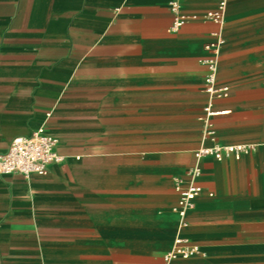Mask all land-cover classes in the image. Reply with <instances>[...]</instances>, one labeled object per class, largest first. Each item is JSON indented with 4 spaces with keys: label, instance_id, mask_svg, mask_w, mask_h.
Segmentation results:
<instances>
[{
    "label": "crops",
    "instance_id": "1",
    "mask_svg": "<svg viewBox=\"0 0 264 264\" xmlns=\"http://www.w3.org/2000/svg\"><path fill=\"white\" fill-rule=\"evenodd\" d=\"M227 1L222 25L173 33L172 0H0V155L43 130L63 158L45 177L0 175V264H163L178 238L197 253L170 264H264V0ZM215 54L230 88L217 143L256 150L202 160L182 226L176 187L214 145L201 117Z\"/></svg>",
    "mask_w": 264,
    "mask_h": 264
},
{
    "label": "built area",
    "instance_id": "2",
    "mask_svg": "<svg viewBox=\"0 0 264 264\" xmlns=\"http://www.w3.org/2000/svg\"><path fill=\"white\" fill-rule=\"evenodd\" d=\"M183 0H172L171 12L175 19L171 32L178 33L189 20H204L222 25L227 9V0H219L217 7L205 13L201 17L184 15L182 12ZM225 41L217 38V41L206 46V49L215 52ZM208 72L204 79V92L208 97L207 105L203 110L201 121L205 125L204 138L213 141L214 145L201 146L194 153L195 165L188 170L190 182L186 185L179 182L176 189L179 201L175 211L179 214L182 226H185L184 218L188 211L195 207L198 197L202 193L199 180L203 175L202 160L212 158L218 162L234 157L240 159L251 155L256 147L254 145H221L217 143L213 121L216 117L226 115L225 111H217V101L228 96L230 88L218 83V57L216 54L206 61ZM57 141L47 135L43 130H38L29 138L15 139L7 153L0 155V175H21L27 179L38 176L45 177L52 165L60 164L63 158L58 155ZM197 253L196 247H191L187 240L178 238L175 241V249L164 256L163 264H170L178 259H189Z\"/></svg>",
    "mask_w": 264,
    "mask_h": 264
}]
</instances>
